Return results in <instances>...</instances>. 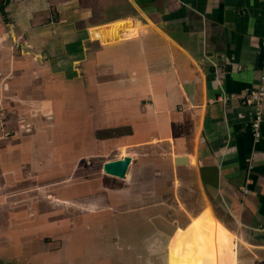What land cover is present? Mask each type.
<instances>
[{
    "label": "crops",
    "instance_id": "1",
    "mask_svg": "<svg viewBox=\"0 0 264 264\" xmlns=\"http://www.w3.org/2000/svg\"><path fill=\"white\" fill-rule=\"evenodd\" d=\"M1 4L0 264H264V0Z\"/></svg>",
    "mask_w": 264,
    "mask_h": 264
},
{
    "label": "built area",
    "instance_id": "2",
    "mask_svg": "<svg viewBox=\"0 0 264 264\" xmlns=\"http://www.w3.org/2000/svg\"><path fill=\"white\" fill-rule=\"evenodd\" d=\"M218 99L223 102L225 101L226 96H220ZM239 99L241 104L250 107L251 118L248 127L252 140L256 143L261 138L260 126L264 121V66L257 84L246 90ZM242 190L244 194L247 193L245 188Z\"/></svg>",
    "mask_w": 264,
    "mask_h": 264
},
{
    "label": "water",
    "instance_id": "3",
    "mask_svg": "<svg viewBox=\"0 0 264 264\" xmlns=\"http://www.w3.org/2000/svg\"><path fill=\"white\" fill-rule=\"evenodd\" d=\"M129 162L130 158L126 156L120 160L108 161L103 164L102 172L106 175L113 176L115 178L124 179ZM174 162L175 164L182 163L183 158L177 157L174 159Z\"/></svg>",
    "mask_w": 264,
    "mask_h": 264
},
{
    "label": "trees",
    "instance_id": "4",
    "mask_svg": "<svg viewBox=\"0 0 264 264\" xmlns=\"http://www.w3.org/2000/svg\"><path fill=\"white\" fill-rule=\"evenodd\" d=\"M3 7H4V4H1V6H0V14L3 16L4 15V13H3Z\"/></svg>",
    "mask_w": 264,
    "mask_h": 264
},
{
    "label": "rangeland",
    "instance_id": "5",
    "mask_svg": "<svg viewBox=\"0 0 264 264\" xmlns=\"http://www.w3.org/2000/svg\"><path fill=\"white\" fill-rule=\"evenodd\" d=\"M196 212H194V214H195ZM194 214H192V215H194Z\"/></svg>",
    "mask_w": 264,
    "mask_h": 264
}]
</instances>
